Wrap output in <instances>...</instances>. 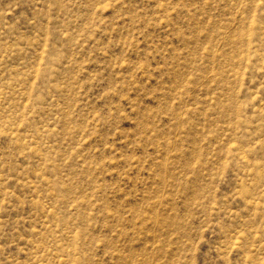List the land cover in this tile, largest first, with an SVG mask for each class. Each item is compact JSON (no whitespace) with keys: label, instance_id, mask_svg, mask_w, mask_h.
Wrapping results in <instances>:
<instances>
[{"label":"rangeland","instance_id":"obj_1","mask_svg":"<svg viewBox=\"0 0 264 264\" xmlns=\"http://www.w3.org/2000/svg\"><path fill=\"white\" fill-rule=\"evenodd\" d=\"M0 264H264V0H0Z\"/></svg>","mask_w":264,"mask_h":264}]
</instances>
